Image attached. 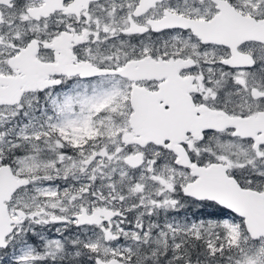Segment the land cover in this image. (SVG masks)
I'll list each match as a JSON object with an SVG mask.
<instances>
[{"label": "snow or ice", "instance_id": "6c2138e0", "mask_svg": "<svg viewBox=\"0 0 264 264\" xmlns=\"http://www.w3.org/2000/svg\"><path fill=\"white\" fill-rule=\"evenodd\" d=\"M0 264H264V0H0Z\"/></svg>", "mask_w": 264, "mask_h": 264}]
</instances>
